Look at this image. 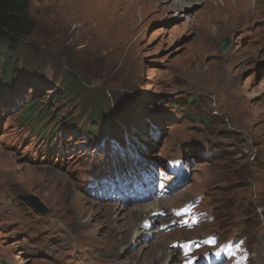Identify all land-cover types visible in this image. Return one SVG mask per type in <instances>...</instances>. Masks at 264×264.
<instances>
[{"label": "rangeland", "instance_id": "obj_1", "mask_svg": "<svg viewBox=\"0 0 264 264\" xmlns=\"http://www.w3.org/2000/svg\"><path fill=\"white\" fill-rule=\"evenodd\" d=\"M210 12L204 0H32L0 79V264H212L210 236L245 253L218 264H264V21L232 32ZM112 159L121 190L85 193ZM169 169L185 172L179 184ZM69 186L94 209L74 210ZM187 203L192 226L175 216Z\"/></svg>", "mask_w": 264, "mask_h": 264}, {"label": "bare ground", "instance_id": "obj_2", "mask_svg": "<svg viewBox=\"0 0 264 264\" xmlns=\"http://www.w3.org/2000/svg\"><path fill=\"white\" fill-rule=\"evenodd\" d=\"M135 1V0H133ZM157 2H159L160 0H156ZM164 1L166 4L173 6V7H183V6H188L189 4H191V1H195V0H161ZM206 3V7L211 11L209 13V16L211 17V19L214 22H218V21H224V23H226L227 28L229 29V31L235 32L237 30H240L242 27H248L256 22H260V21H264V0H204ZM13 155V154H12ZM5 156V163L7 166H9L11 164V160L12 157L8 154L3 155ZM170 176L165 177L164 179H170ZM64 187V185H60V188L62 189ZM63 192L66 193V195H64V198L66 199V201H68V203H70V206L74 208V210H80L81 213L86 212L88 209V211H92L94 208L92 207V203H90L88 200H84V202H86V204L84 202L80 203V205H77V198L76 196L73 195V191L72 188L69 186L67 187V189L62 190ZM64 194V193H63ZM157 202L152 205V212H156L157 210L159 211L160 204L162 199L156 200ZM116 206V205H115ZM109 206V213H111L115 208L119 209L121 207V204L118 206ZM160 207V208H159ZM145 210L142 208L128 212L129 216L131 217V222H130V226L134 227L136 225H138V221H136L138 218V214L139 213H143ZM135 217V221H132V219ZM113 226V225H112ZM130 229L127 228V230ZM131 233V232H130ZM125 234L124 238L122 240L125 241V243H128L133 237H134V233L132 234ZM136 237V236H135ZM262 244V243H261ZM261 250H264V244H262L261 246ZM119 250L116 251V253L118 254ZM161 252V251H160ZM163 253L161 252V255ZM167 254L168 255H173V252L170 250H166L165 251V255H164V261L167 259ZM160 259L159 256L157 254L156 257L151 258L150 260L147 261L146 264H160ZM119 262V261H118ZM194 260V264H195ZM219 262H215V264H218ZM134 264H138L137 261L134 262ZM231 264V263H229ZM236 264V263H235Z\"/></svg>", "mask_w": 264, "mask_h": 264}, {"label": "trees", "instance_id": "obj_3", "mask_svg": "<svg viewBox=\"0 0 264 264\" xmlns=\"http://www.w3.org/2000/svg\"><path fill=\"white\" fill-rule=\"evenodd\" d=\"M31 3L32 0H0V59L3 66L0 79L5 82L12 77L13 70L10 68L16 62V58H13L11 66L5 64V55L13 57V53L18 50L19 38L28 34L32 27L29 17ZM61 82L65 83L66 87L75 84L73 79L64 80V77L61 78ZM91 113L94 118L100 117L96 111Z\"/></svg>", "mask_w": 264, "mask_h": 264}, {"label": "water", "instance_id": "obj_4", "mask_svg": "<svg viewBox=\"0 0 264 264\" xmlns=\"http://www.w3.org/2000/svg\"><path fill=\"white\" fill-rule=\"evenodd\" d=\"M229 38L225 37L224 40L222 41V43L220 44V50L221 51H225V49L227 48V45L229 44ZM19 199H21L22 201L26 202L29 206H31L34 210H36L39 213H45L46 212V208L40 203V201L33 195H21L19 196Z\"/></svg>", "mask_w": 264, "mask_h": 264}]
</instances>
